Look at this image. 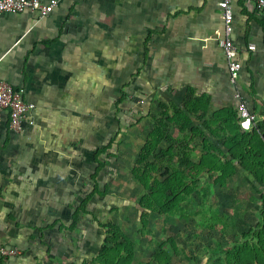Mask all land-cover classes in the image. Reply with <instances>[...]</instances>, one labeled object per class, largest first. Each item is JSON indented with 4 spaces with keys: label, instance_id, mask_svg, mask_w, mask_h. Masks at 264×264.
I'll use <instances>...</instances> for the list:
<instances>
[{
    "label": "rangeland",
    "instance_id": "374dc122",
    "mask_svg": "<svg viewBox=\"0 0 264 264\" xmlns=\"http://www.w3.org/2000/svg\"><path fill=\"white\" fill-rule=\"evenodd\" d=\"M174 2L73 0L39 41L72 51L0 144V264H264V141L185 84Z\"/></svg>",
    "mask_w": 264,
    "mask_h": 264
},
{
    "label": "crops",
    "instance_id": "0c3cea01",
    "mask_svg": "<svg viewBox=\"0 0 264 264\" xmlns=\"http://www.w3.org/2000/svg\"><path fill=\"white\" fill-rule=\"evenodd\" d=\"M166 1L170 3L171 0ZM217 2L218 0L174 2V9L184 5L185 12L194 14L185 15V22L181 24L179 30V36L186 39L184 43L187 49L181 52L183 59L180 64L181 75L186 77L185 84L193 87L196 95L207 97L211 115L224 106L233 108L238 119L237 100L234 97V94L238 93L246 107L254 113L258 128L255 132L261 137L260 133L264 129V25L250 4L244 0H232L233 21L230 37L240 64L238 78L232 85L228 80L225 59L217 45L222 36V24L215 17ZM72 3L73 0H57L56 8L44 17L30 12L0 15V80L8 82L15 88H21L25 99L33 105L31 115L34 122L33 126H26L20 134L2 131L0 144H3L6 138H23L29 131L39 127L36 95L30 92L34 91V86L41 85L33 80L34 65L41 70L48 67L47 61L60 63L57 58L59 53L72 51L71 46L66 48L63 45L69 44L70 41L66 34L56 40L57 44L53 42L54 44L49 47L40 45L39 41L57 34ZM188 8L198 10L187 11ZM78 19L83 20V13L74 18V22L76 23ZM72 20H69L68 24L70 30L74 25ZM81 41L72 42V45L81 46ZM248 45H253L254 50L249 51ZM24 61L26 77L15 72ZM41 61L45 64H40ZM260 137L258 140L262 142Z\"/></svg>",
    "mask_w": 264,
    "mask_h": 264
},
{
    "label": "built area",
    "instance_id": "2783aa9c",
    "mask_svg": "<svg viewBox=\"0 0 264 264\" xmlns=\"http://www.w3.org/2000/svg\"><path fill=\"white\" fill-rule=\"evenodd\" d=\"M244 2L253 7L264 25V0H244ZM231 3L232 0H218L215 17L222 24V36L217 45L225 59L229 83L233 85L238 78L240 64L230 37L233 21ZM56 6L57 0H0V15L30 12L44 17L50 14ZM247 48L249 51L254 50L253 45H248ZM234 97L237 100L238 128L241 131H249L255 125L256 117L246 107L238 93H235ZM32 110L33 105L25 99L21 88H15L8 82L0 80V133L6 131L11 134H20L26 126H33ZM13 253L9 252V254Z\"/></svg>",
    "mask_w": 264,
    "mask_h": 264
},
{
    "label": "trees",
    "instance_id": "16d2710c",
    "mask_svg": "<svg viewBox=\"0 0 264 264\" xmlns=\"http://www.w3.org/2000/svg\"><path fill=\"white\" fill-rule=\"evenodd\" d=\"M192 10H194V11H196V10H198V9H193V8H188L187 9V11H192ZM146 53V50L144 49L143 50V56H144V54ZM239 129V128H238ZM258 128H257V126H256V121H255V125L249 130V131H241L240 129V131L242 132V133H248V132H251V133H256L255 131L257 130ZM261 135V134H260ZM260 137V136H259ZM260 139L262 140V142L264 141V138H263V136H261L260 137ZM264 155V154H263ZM98 171V169L97 168H95V171H94V174H96V172ZM224 255H225V257L227 258V256H228V253H227V251H225L224 252ZM224 257V258H225ZM223 260V259H222ZM224 262V261H223Z\"/></svg>",
    "mask_w": 264,
    "mask_h": 264
}]
</instances>
